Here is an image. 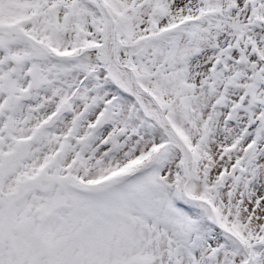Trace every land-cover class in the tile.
Masks as SVG:
<instances>
[{"label": "snow or ice", "instance_id": "1", "mask_svg": "<svg viewBox=\"0 0 264 264\" xmlns=\"http://www.w3.org/2000/svg\"><path fill=\"white\" fill-rule=\"evenodd\" d=\"M0 264H264V0H0Z\"/></svg>", "mask_w": 264, "mask_h": 264}]
</instances>
